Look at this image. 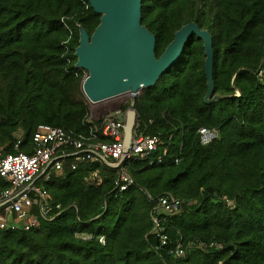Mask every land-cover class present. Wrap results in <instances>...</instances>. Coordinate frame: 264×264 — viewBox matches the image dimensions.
I'll list each match as a JSON object with an SVG mask.
<instances>
[{
	"label": "trees",
	"instance_id": "obj_1",
	"mask_svg": "<svg viewBox=\"0 0 264 264\" xmlns=\"http://www.w3.org/2000/svg\"><path fill=\"white\" fill-rule=\"evenodd\" d=\"M191 21L212 37L213 94L239 96L204 101L203 41L192 35L134 103L136 131L160 135L168 153L127 163L134 182L122 191L116 170L96 161L47 170L36 183L50 196L51 218L0 229V264H264V0H142L156 57ZM99 22L87 0H0L2 155L31 153L39 124L89 131L86 71L74 52L79 26L91 35ZM200 127L217 137L201 144ZM96 170L99 185L87 179ZM8 186L0 177V189ZM145 193L182 200L167 216L166 244L152 232L155 203ZM177 243L184 256L171 252Z\"/></svg>",
	"mask_w": 264,
	"mask_h": 264
},
{
	"label": "built area",
	"instance_id": "obj_2",
	"mask_svg": "<svg viewBox=\"0 0 264 264\" xmlns=\"http://www.w3.org/2000/svg\"><path fill=\"white\" fill-rule=\"evenodd\" d=\"M132 97L131 95L130 100L127 101L129 106L126 109L119 107L112 112L100 114L93 120L89 115L87 122L91 127L87 133H73L61 127L39 124L32 134L31 153L2 155L0 152V177L9 185L5 189H0V229L29 230L38 225L40 218H51L50 196L43 185H38L36 180L46 175L47 170L60 172L66 159H69V166L72 169L88 160L114 168L116 170L114 183L121 191L134 182L127 173V163L136 159L147 161L149 165L154 161L160 162L168 153V147L163 144L160 135L136 131L137 114L130 137L127 142L125 141L127 111L130 109ZM197 132L203 145L208 144L218 135L216 128L200 127ZM19 143L18 140L15 144L16 149ZM175 162H178V158ZM47 177L48 174L45 178ZM87 179L98 185L102 182L97 170L91 172ZM145 194L148 200L155 203L152 232L161 244H166L167 216L180 211L182 200L169 194L157 198ZM99 240L104 243L102 237ZM196 245L202 248L207 246L205 243H196ZM208 246L217 245L212 242ZM171 252L176 256H184L186 247L182 243H177Z\"/></svg>",
	"mask_w": 264,
	"mask_h": 264
},
{
	"label": "water",
	"instance_id": "obj_3",
	"mask_svg": "<svg viewBox=\"0 0 264 264\" xmlns=\"http://www.w3.org/2000/svg\"><path fill=\"white\" fill-rule=\"evenodd\" d=\"M87 1L100 14V22L91 35L79 26V43L74 55L77 58L75 66L86 71L81 89L89 101V107L91 103L96 104L123 94L133 96L127 111L126 142L137 114L134 107L136 96L143 88L153 86L179 59L185 43L192 35L203 41L207 79L204 101L210 103L223 97L239 96L237 90L232 96L213 94L212 37L195 22L191 21L178 29L173 40L156 57V38L141 24L142 0Z\"/></svg>",
	"mask_w": 264,
	"mask_h": 264
},
{
	"label": "rangeland",
	"instance_id": "obj_4",
	"mask_svg": "<svg viewBox=\"0 0 264 264\" xmlns=\"http://www.w3.org/2000/svg\"><path fill=\"white\" fill-rule=\"evenodd\" d=\"M130 98H131V95L129 93H127V94H123V95L118 96V97H114L111 99H107L105 101H101V102L96 103V104L91 103V106L89 107L91 120H93L94 117L99 116L100 114L112 112V111L116 110L117 108L126 104L127 101L130 100ZM85 99H86V97H85ZM87 102L89 104L88 100H87Z\"/></svg>",
	"mask_w": 264,
	"mask_h": 264
},
{
	"label": "crops",
	"instance_id": "obj_5",
	"mask_svg": "<svg viewBox=\"0 0 264 264\" xmlns=\"http://www.w3.org/2000/svg\"><path fill=\"white\" fill-rule=\"evenodd\" d=\"M94 118H96V117H94Z\"/></svg>",
	"mask_w": 264,
	"mask_h": 264
}]
</instances>
